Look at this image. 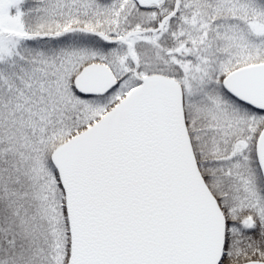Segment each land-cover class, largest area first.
Wrapping results in <instances>:
<instances>
[{
	"label": "snow or ice",
	"instance_id": "snow-or-ice-1",
	"mask_svg": "<svg viewBox=\"0 0 264 264\" xmlns=\"http://www.w3.org/2000/svg\"><path fill=\"white\" fill-rule=\"evenodd\" d=\"M0 264H264V0H0Z\"/></svg>",
	"mask_w": 264,
	"mask_h": 264
}]
</instances>
